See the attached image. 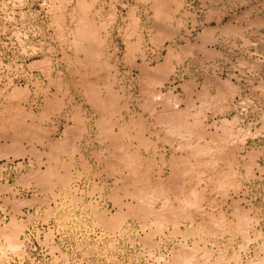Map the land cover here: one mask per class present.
<instances>
[{
	"label": "rangeland",
	"instance_id": "obj_1",
	"mask_svg": "<svg viewBox=\"0 0 264 264\" xmlns=\"http://www.w3.org/2000/svg\"><path fill=\"white\" fill-rule=\"evenodd\" d=\"M0 264H264V0H0Z\"/></svg>",
	"mask_w": 264,
	"mask_h": 264
}]
</instances>
